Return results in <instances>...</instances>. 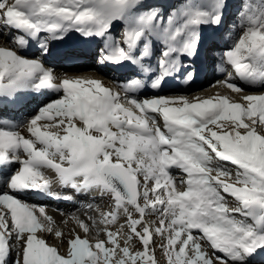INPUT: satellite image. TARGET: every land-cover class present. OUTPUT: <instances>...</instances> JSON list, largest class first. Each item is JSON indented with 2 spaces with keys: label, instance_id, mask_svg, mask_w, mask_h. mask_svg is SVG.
<instances>
[{
  "label": "snow or ice",
  "instance_id": "6c2138e0",
  "mask_svg": "<svg viewBox=\"0 0 264 264\" xmlns=\"http://www.w3.org/2000/svg\"><path fill=\"white\" fill-rule=\"evenodd\" d=\"M139 3L142 0H0V29L15 30L10 41L17 44L15 50L0 48V105L14 102L19 92L29 88L62 90L67 98L68 86L81 87L77 78L64 79L61 83L65 87L57 88L54 69L46 67L39 57L20 55L29 38L39 39L38 46L47 55L51 40H61L69 31L85 37H105L107 43L98 62L129 61L140 65L145 73L152 69L141 61L150 55L155 39L163 45L160 74L151 85L156 89L165 76L182 66L181 55L196 54L200 26H218L227 6V0H183L167 17L162 15L163 9L131 15V9ZM116 20L126 22L118 38L109 33ZM235 28L240 34L220 54L233 71L216 84L224 83L230 90L244 93L237 80L251 86L264 85V0H242ZM42 32L47 35L39 36ZM142 40L143 51L133 57L131 53ZM194 75L190 73L188 78ZM91 83L111 92L102 81ZM141 86V79L133 77L123 83L122 89L128 95ZM128 98L137 110L155 114L151 122L115 104L111 95L98 103V110L93 112L95 123H89L88 130L79 125L66 127L69 133L75 131V139L66 136L61 141L43 135L42 129L31 128L42 113H49L53 102L23 123L29 125L27 135L19 131L21 124L0 118V264H158L154 236L165 241L160 247L168 264H172L166 250L169 244L176 254V264H264V93H248L243 102L235 104L227 97L197 98L191 110L183 112L164 107L174 103L169 97L144 98L143 105L135 96ZM115 99H120L119 93ZM56 100L61 101V97ZM223 101H227V111ZM156 115L162 118L163 127ZM93 128L101 133L99 137L89 135ZM20 151L25 158H19ZM54 155L61 159L54 161ZM219 162L235 166V184L230 179L231 169ZM12 164L20 167L11 172ZM173 167L186 175L180 181L184 190L170 172ZM45 168L56 172L61 187L75 196L59 197L50 186L47 191L39 186ZM25 191L71 203L77 202L76 196L95 191L112 198L115 207L106 215L114 217L113 224L119 222L121 212L125 213V222L115 236L107 227L98 231L105 239L95 242L81 238L73 229L66 241L68 249L61 253L59 246L50 245L38 235L45 232L40 217L52 225L48 234L63 238V231L47 214V205H29L16 194ZM227 197L238 206L231 207ZM9 199L15 205H10ZM87 208L95 210L92 204ZM149 213L160 217L156 228L146 219ZM21 214H26L30 222L22 223ZM66 215L78 220L85 234L90 230L87 222L95 223L91 217L81 220L74 214ZM169 224L176 228L174 240L164 233ZM124 227H128V235L122 244ZM134 240L142 250H133Z\"/></svg>",
  "mask_w": 264,
  "mask_h": 264
},
{
  "label": "rangeland",
  "instance_id": "374dc122",
  "mask_svg": "<svg viewBox=\"0 0 264 264\" xmlns=\"http://www.w3.org/2000/svg\"><path fill=\"white\" fill-rule=\"evenodd\" d=\"M238 1H240V0H235V4L238 3ZM170 2L172 3V5ZM179 2L181 5L183 3V0H142V3H139L138 5L134 6L131 9V15L139 16L141 13L146 12L149 9H163L162 15L167 17V15L172 11V9L179 7V6L177 7V5H176ZM169 3H170V5H169ZM237 5H238V7H240L242 5V2H240ZM238 18L239 17L236 15H234V16H233V14H231V16L229 15L228 20L226 22V26H225L226 30H229L231 28L230 33L235 34V37L240 34L239 31L235 28V26L238 24ZM229 21H231V23ZM125 23L126 22L122 21V20L114 21L111 28H110L111 30H109V33L114 38L119 37V35H121L122 30L125 28ZM227 23L228 24L230 23L229 26ZM114 33H116V35H114ZM12 35H14V33L6 32L5 30L0 29V48L13 49V50L17 49V44L10 41ZM43 36H46V34L42 33L41 37H43ZM105 40H106L105 37H98L93 42V44L95 45V49L91 55L87 54L86 48L83 49V56L88 58V61L83 63L84 65H77V66H75V68L69 69V68L65 67L64 60H56L50 56H46V59L43 60V63L46 67L52 68L55 70L56 80L79 78V84H84L86 82V80H88V81H102L104 86L111 88L113 90V92L116 94L119 93L120 99H118V100L116 99L115 104L122 105L125 107V109H128V110L133 111V112H138L139 115H142L141 111L137 110L135 105L130 102L128 96L125 95V92L122 89V84L119 82V85H118V82H116L113 77H105L104 73H106L107 70L104 66V63L98 62L101 58V49L103 48V42ZM143 43H144V41H143ZM151 44H155L157 46V52H156V55H155L154 60H153V64H157V63H159V59H160V55H161V51H162L163 47H162V44L155 39L152 40ZM230 44H232V42H230ZM23 49L24 50L25 49L31 50V48H29V47H25ZM32 50H33V52H31L30 54H27V56L29 58L39 57L40 59H42V57H41L43 54L42 48H39L36 44H34ZM19 54H20V52H19ZM20 55L23 56V54H20ZM207 55H208V53H207ZM223 69H225V71H223ZM223 69L216 70L213 72L209 71L207 73V77L204 80H202V82H200L197 87L194 88L195 89L194 91L201 90V91H197L199 93L194 94V91H193V92H189V94L180 93L178 95H174L171 93H173V92L177 93L178 90H175L177 88L172 87L167 92H165V97L172 98V100H176V99L180 100L181 99L183 102L187 103V107L190 105H195L197 102V98H199V100H200L202 98V95L205 98L206 97L207 98L217 97V96L219 97V94H221V93L223 94V96H224V94H226V96L228 95L229 98L235 100V102L232 101L233 104H235L237 102H243V99H242L244 97L243 93H241L239 91L230 90L229 87L226 86L224 83L216 84V81H219V80L222 81L224 79L226 73H231V72H227L228 68H223ZM216 73H219L220 75L215 76ZM65 74H66V76H65ZM92 74H94L95 76H101L102 78L101 79H93L90 77V75H92ZM209 85H214V86L209 87ZM139 88H141V87H139ZM205 88H209V89H205ZM73 89L75 90L76 87L72 86V88L67 90V92L69 94H72ZM247 93H250V92H247ZM146 95L150 96L147 98L154 97V96H151L152 94L150 92H147ZM60 97H61V101H63L64 104L68 103L69 101H72V99H73V98L71 99V96H69V95L66 98L64 92H62V93L60 92L58 95H56L52 98H48V101L45 102V104H44V102H43V104L41 102H39V103L36 102L34 105L32 103L28 104L23 111H19L15 115L11 116V117H13L11 120L16 122V123L18 122L17 124H21V128H28L29 125L23 124L25 121L34 117L38 113L40 108H42L43 106H45L49 102L55 101V99H58ZM141 97L142 96H140L138 99H139L141 104H144V99ZM223 103L227 104L226 101H223ZM40 104H42L43 106H41ZM57 112L58 113H57V115L54 116V118H49L50 121L48 119L44 120L41 117V119L37 121V126L41 127V129H44V130L46 129L48 134L50 133L51 136L59 137L60 140L61 139L64 140L65 137L67 136L66 132H64L66 130V127H68L72 124H75L79 121L74 120V118H71L68 115H63V112L60 111V109ZM0 118H1V115H0ZM46 118H48V117H46ZM142 118H145V116H142ZM155 119H156V121H158V120L160 121L158 115L155 116ZM53 158L57 159V160L61 159V157L58 155H54ZM219 163L225 167L227 165L229 166V169H231V172H232V177L230 179H231V182L233 184H235L237 182L235 166L228 164L227 162H219ZM171 174L175 177L178 187H182V186H180V181L183 179H186V175L183 174L182 171L180 169H177V168H174V170L171 172ZM213 175H215V173H213ZM48 181H50V180L48 179ZM51 184H53V185H51L52 187L53 186L57 187L60 190H63V189L65 191L69 190V189L61 187V182L59 183L56 180L53 181ZM160 195L162 198L166 199V196L163 193H161ZM227 199H228L227 203L231 207H236V205H235L236 201L233 198L227 197ZM89 204H92L93 209H95V210H89L87 208V205H89ZM43 205H47V208H46L47 214L54 218L56 226L59 228V230L63 231L64 236H63V238H56L53 235L48 234L47 229L49 227H52V225H50L49 222L46 219H44V217H42V216L40 217V219H41V222L45 226V232H40V233H38V235L41 236L42 238H44L50 245L59 246V250L61 251V253H64L67 251L68 245H67L66 241L73 234V229L75 230V232H78L82 238L86 237L90 241L95 242L96 240L105 239V236L103 234H100V235L97 234L98 231H104V230H106L105 227H107V229L112 231L113 235L115 236L116 231L119 229V225L124 224V222H125V220H124L125 213L121 212L120 213L121 218L119 219V222L115 225L113 224L114 217L109 218L106 215V212L113 210L115 206L113 203L110 202V200L108 198L101 197L100 195H98L96 198H92L88 202H83V201L77 202V208L76 207L75 208H68L67 210H58L54 206H50V203H44ZM98 213H100V215H98ZM66 214H74L75 216H78L81 220L86 219L88 217H91V218H93L95 223L93 224L92 220H89L87 222V227L90 230L88 231L87 234H85V232L81 228L79 221L78 220L75 221L72 215H66ZM38 215H39V213H38ZM133 216H134V218H138L135 215V213H133ZM146 219H147L148 223L153 228H156L158 226L160 217L149 213L146 216ZM168 220L170 221L171 217H168ZM175 232H176V228L174 226H172L171 224L167 225L164 228L165 236L172 238L175 236ZM127 235H128V227H124L123 230L121 231V236H120V241L122 244L125 242ZM163 243H165L163 238H161L160 236H154L155 259L158 262V264H168L165 253L160 247L161 244H163ZM132 244H134L133 250H142V246L139 243V241L134 240V241H132ZM202 245L204 246V248L207 251L211 252V249L208 248L206 242L202 241ZM166 250H167V254L172 258V264H176V261H177L176 254L172 251L171 244H169L167 246ZM117 259H119V254H117ZM113 264H115V262H113Z\"/></svg>",
  "mask_w": 264,
  "mask_h": 264
},
{
  "label": "bare ground",
  "instance_id": "6f19581e",
  "mask_svg": "<svg viewBox=\"0 0 264 264\" xmlns=\"http://www.w3.org/2000/svg\"><path fill=\"white\" fill-rule=\"evenodd\" d=\"M171 3V2H170ZM170 3H169V5H170ZM227 3H228V1H227ZM216 26V25H215ZM214 26V24H213V26L211 25V23H209V24H207V25H201L200 26V34L201 35H203V33L205 34V35H207L206 36V38L209 36V33H210V27L212 28H214L215 27ZM75 31L73 30V31H69V32H67L66 34H68V35H64V36H69L70 34H72V33H74ZM75 34V36L76 35H78V33L76 32V33H74ZM73 34V35H74ZM84 36V35H83ZM96 36H91V37H89V38H95ZM219 39H222V37L221 36H219ZM66 40V38L65 37H63V39H61V40H59V41H65ZM41 43V41L40 42H38L37 44L39 45ZM51 43L52 44H54V43H58V41L57 40H51ZM105 43H107V41H105ZM151 46L154 48V45L153 44H151ZM163 46V45H162ZM214 47H215V45H213L211 48L212 49H214ZM20 51V53H22L23 52V49H20L19 50ZM153 51V53H155L156 52V50L155 49H152V48H150V52H152ZM217 51H219V49L218 50H215V52L217 53ZM23 56H25V57H28L26 54H24ZM66 66V68H69V69H71V68H75V65H65ZM208 66H212V63H210V65H208ZM156 68H155V70L157 69V67H159V63L155 66ZM160 68V67H159ZM68 70V69H67ZM73 70V69H72ZM217 75H220L219 73H216V75L215 76H217ZM61 81H62V79L61 80H56L55 81V84L56 85H58V86H60L62 83H61ZM88 83H84V84H80L81 85V87H77V89L76 90H73L72 91V94H70L69 96H71V99H72V101H69L68 103H66V104H64L63 102H61V101H57L56 99H55V101H53V105H54V107L53 108H51V109H49V113L47 114V116H46V114H41V117L44 119V120H46V119H48L49 120V116H52V117H54L55 115H57V111L60 109V111H62L63 112V115H68L69 117H74V120H78L79 122H77V123H75V124H72V125H70L71 127H75V125H79V127L81 128V129H85V130H88V124L89 123H95V120H94V117H93V114L91 113V108L88 106V100L86 99V97L89 99V98H97V99H99L100 101L101 100H103L104 99V97L106 96V95H111L112 97H113V101H115L116 99H115V96H116V93H114L113 92V90L111 89V88H108L107 86H106V88L107 89H110L111 90V92L110 93H106V91H105V88L104 87H102V86H100V85H98V84H93V83H91V81H88V80H86ZM237 83L238 84H240L241 85V87H243L244 88V90H245V92L243 93L244 94V96H246V95H248V93L247 92H250L249 94H262V88L264 87V85H256V86H247L246 84L244 85V83L242 82V81H239V80H237ZM119 84V83H118ZM144 88V87H143ZM175 88H177V86L175 87ZM71 89V88H70ZM142 89V88H141ZM141 89H138V90H136L135 92H133L132 94H134V93H136L135 95H132L131 93L130 94H128V95H132V96H135L136 98H139L140 96H142L141 98H147V97H150V96H148V95H146L147 94V92L146 93H139L140 91L142 92V90ZM205 89H209V88H205ZM230 89V88H229ZM69 90V89H68ZM172 90V89H171ZM175 90H178L177 91V93L176 92H173V93H171V94H174V95H178V94H180V93H184V94H189V91H185V92H183V91H181V90H179V89H175ZM203 90V89H202ZM124 91V90H123ZM143 91H144V89H143ZM197 91H201V90H197ZM197 91H194V94H196V93H199V92H197ZM204 91V90H203ZM125 92V91H124ZM145 92V91H144ZM148 92H151L152 93V96H154V97H156V96H161V97H165V94L164 93H156L154 90H150V91H148ZM139 93V94H138ZM92 94H94L93 96H92ZM137 94L138 95H140L139 97H137ZM49 97L51 96V94H50V91H49ZM125 95H126V93H125ZM128 95H126V96H128ZM226 96V94H224V96H223V94L221 93V94H219V97H225ZM18 95L16 96V98H15V104H13V106H10V105H8V106H6V105H4V104H2V105H0V114H2V116H1V118L3 119V120H5V119H7V118H5V116H3L4 114L6 115V114H9V116H11L12 114L14 115V114H16L17 113V109L16 108H18V106H17V101H18ZM52 97V96H51ZM83 97V99H84V103L82 104L81 103V98ZM227 98H228V100L229 101H234L235 102V100H233V99H231V98H229V96L227 95L226 96ZM207 98V97H206ZM201 101H204L205 100V97H203V95H202V98L200 99ZM36 102H41V100L40 99H36L35 100V103ZM173 104H171V105H164V107L165 106H172V107H176V108H179V109H181V112H183L185 109H187V110H191V106L192 105H190V106H188L187 107V103H185V102H183L181 99L180 100H173ZM227 102V101H226ZM34 103V104H35ZM33 104V105H34ZM224 104V103H223ZM143 105V104H142ZM224 106H225V109H226V111L228 110V107H227V104L225 103L224 104ZM33 107V106H32ZM124 107V106H123ZM157 107H159V105H157ZM125 108V107H124ZM21 109V108H20ZM21 110H23V108L21 109ZM135 110V109H134ZM137 115H139L138 114V112H135ZM141 114L142 115H139V116H141V118H142V116H145V118H147V119H149L148 118V116L146 115V114H149L147 111H141ZM46 117H48V118H46ZM81 117H83L84 118V121H86V122H84V121H82V119H81ZM142 119H144V118H142ZM6 121V120H5ZM10 121V120H9ZM50 121V120H49ZM83 123H82V122ZM149 121L151 122V120L149 119ZM18 123V122H17ZM41 126V125H40ZM154 126V125H153ZM125 127L127 128V126L125 125ZM31 128H33V129H35V128H39V129H41V127H39V126H37V124L36 125H31ZM28 129H29V127L28 128H21L20 127V129H19V131H21V132H23L25 135H27V131H28ZM43 130V132H42V134L43 135H48V132L46 131V129L44 130V129H42ZM64 132H66V134H67V136H72L73 137V139H75V136H76V133H75V131H73V132H71V133H69V132H67L66 130L64 131ZM50 134V133H49ZM89 135L90 136H92V137H99L100 135H101V133L100 132H97V131H95V129L93 128L90 132H89ZM50 136H51V134H50ZM51 137H53L54 138V136H51ZM61 141H63L62 139H61ZM53 151H55L54 149H53ZM67 155V154H66ZM19 158H25L24 157V153H23V151H20V153H19ZM51 159H53V160H55L53 157H51ZM59 161V160H58ZM20 167V165L19 164H12L11 165V167H10V169L11 170H16L17 168H19ZM174 168V167H173ZM170 169V171L172 172L174 169ZM9 169V170H10ZM0 171H1V169H0ZM3 175V174H2ZM43 176H46V178H44V180L45 181H43L44 183H43V185H42V187L45 189V190H48V187L50 186V188H51V185H53V184H50L51 182H53L54 180H51L50 179V177H54V179L57 181V182H61L60 181V179H59V177L57 176V174H56V172H54L53 170H51V169H49V168H45V169H43ZM50 180V181H48V179ZM57 178V179H56ZM178 186V185H177ZM54 187V186H53ZM181 190H184V188L183 187H181ZM16 194H19V193H16ZM91 195H90V198H96L98 195H100V194H98L97 192H95V191H93V192H91L90 193ZM106 198H108L109 200H110V202L111 203H113V200H112V198L111 197H107V196H105ZM30 199V198H29ZM35 200H37V201H35ZM47 202V199L46 198H44V199H41V198H38V197H33V198H31V200H29V202H27L28 204H30V205H32V204H44V203H46ZM8 203L10 204V205H15V202L14 201H12V200H8ZM114 204V203H113ZM64 205H66V203H64ZM70 205V204H69ZM71 206V205H70ZM37 215H38V213H37ZM148 215V214H147ZM146 215V216H147ZM20 221L22 222V223H28V222H30L29 221V217L26 215V214H21V216H20ZM194 234H196V233H194ZM82 238V237H81ZM172 239L174 240L175 239V236L174 237H172Z\"/></svg>",
  "mask_w": 264,
  "mask_h": 264
},
{
  "label": "water",
  "instance_id": "95a60500",
  "mask_svg": "<svg viewBox=\"0 0 264 264\" xmlns=\"http://www.w3.org/2000/svg\"><path fill=\"white\" fill-rule=\"evenodd\" d=\"M120 187H121V189L123 190V186L121 185Z\"/></svg>",
  "mask_w": 264,
  "mask_h": 264
}]
</instances>
